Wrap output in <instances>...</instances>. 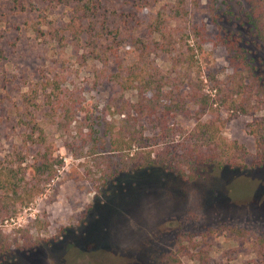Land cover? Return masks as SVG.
I'll list each match as a JSON object with an SVG mask.
<instances>
[{
    "label": "rangeland",
    "instance_id": "rangeland-1",
    "mask_svg": "<svg viewBox=\"0 0 264 264\" xmlns=\"http://www.w3.org/2000/svg\"><path fill=\"white\" fill-rule=\"evenodd\" d=\"M139 1L103 0L122 15L163 13L178 2L142 0L145 6L138 8ZM183 2L187 16L169 22L175 42L170 53H149L148 72L156 69L163 76L165 92L185 93L199 78L213 96L215 84L233 83L225 46L187 50L186 44L193 46L186 36L194 22L205 24L207 40H237L252 66H264V47L246 25L244 0ZM69 16L64 7L42 0H0V175L12 169L23 178L19 168L38 150L63 161L42 193L25 200L15 216L0 218V240L10 234L2 264H159L161 250L181 264H264L258 245L264 236V167L213 171L195 181L158 166L130 171L138 159L129 161L128 154L152 143L156 116L135 109L141 86L129 69L136 54L128 46L120 49L122 69L111 58L94 59L80 41L81 29L65 26ZM241 98L249 101L248 113L228 116L220 107L228 117L221 133L240 147L239 159L250 166L255 149L249 125L264 115V104L253 93ZM27 105L45 132L44 145L35 135L26 137L32 133L22 125ZM193 114L170 115L168 121L190 129ZM128 130L138 133L130 150ZM151 148L156 150H146ZM10 199L7 189L0 191V202L14 208Z\"/></svg>",
    "mask_w": 264,
    "mask_h": 264
},
{
    "label": "trees",
    "instance_id": "trees-1",
    "mask_svg": "<svg viewBox=\"0 0 264 264\" xmlns=\"http://www.w3.org/2000/svg\"><path fill=\"white\" fill-rule=\"evenodd\" d=\"M50 6H62L70 13L66 27L81 29L84 38L80 41L85 43L90 55L94 59L111 58L117 63V67L124 66L120 61L119 52L122 47H131L136 54V61L129 69V75L138 79L141 86V97L135 104L138 113L148 114L153 118L152 143L143 150L128 154L129 161L137 160L130 171L147 169L158 166L163 172L174 174L188 181L206 178L210 172H247L257 171L264 167V115L255 123L249 125L250 135L253 137L255 159L252 165L240 160L238 152L240 147L228 143L222 137V128L227 118L220 114V107L229 112L248 113V100H242L244 94H255L257 103L264 104V70L251 64L253 59L248 55L239 41H226L219 39L209 41L206 39V28L202 22L192 23L189 26L187 39L193 40V46L186 44L187 50L194 52L196 49L202 52L203 46L211 44L212 47L221 44L226 47L229 54L227 71L233 83L222 86L215 84L214 95L205 93L203 89L204 80L192 79L188 83L185 93L173 95L164 90L163 76L155 69L151 72L149 66V53L151 50H161L170 53V48L175 44L172 40L173 34L169 30V22H178L187 14H182L183 0L168 8L163 13L137 14L136 12L126 14L117 12V9L103 0H42ZM248 5L246 13V25L252 32L254 38L264 47V0H244ZM142 2L139 1L138 8ZM137 8V9H138ZM52 35L41 32L40 35ZM56 34V33H54ZM76 35V32H75ZM180 41V40H179ZM195 45V47H194ZM140 78V79H139ZM237 80V81H236ZM206 81L212 80L206 78ZM150 93V94H149ZM247 102V103H246ZM194 112V126L184 129L182 126L170 124V115L189 116ZM204 116L208 119L202 120ZM22 125L30 127L32 133L26 136L29 139L36 136L39 145H44L46 135L39 123L35 121L34 113L27 105L23 109ZM129 138L126 143L127 149H131L138 136L135 130H128ZM142 135V134H139ZM155 147L147 149V147ZM23 161L18 163L21 167ZM63 166V161L48 150H38L32 158V162L24 168H19L23 178H19L18 172L5 169L0 175V191L7 189L11 193L12 204L0 202V218L8 219L15 216L22 207L24 201L32 199L44 191L45 186L56 178V172ZM27 179L25 180V177ZM10 234H5L0 240V264L7 257L3 254L9 251L7 242ZM17 240V239H14ZM258 245L264 249V236L258 238ZM28 247V246H26ZM29 248V247H28ZM159 264H181L180 259L168 250L159 251Z\"/></svg>",
    "mask_w": 264,
    "mask_h": 264
}]
</instances>
